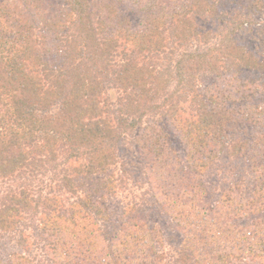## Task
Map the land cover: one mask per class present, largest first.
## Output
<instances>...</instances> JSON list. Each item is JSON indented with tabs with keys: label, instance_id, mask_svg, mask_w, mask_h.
<instances>
[{
	"label": "trees",
	"instance_id": "trees-1",
	"mask_svg": "<svg viewBox=\"0 0 264 264\" xmlns=\"http://www.w3.org/2000/svg\"><path fill=\"white\" fill-rule=\"evenodd\" d=\"M263 98L264 0H0V264H264Z\"/></svg>",
	"mask_w": 264,
	"mask_h": 264
},
{
	"label": "rangeland",
	"instance_id": "rangeland-1",
	"mask_svg": "<svg viewBox=\"0 0 264 264\" xmlns=\"http://www.w3.org/2000/svg\"><path fill=\"white\" fill-rule=\"evenodd\" d=\"M262 103H264V98L262 99ZM179 149V148H178ZM180 150V149H179ZM221 162H217V165H216V168L212 171V174L210 175L209 178H207V181L212 185V186H216L217 188H221V182L224 178H230L232 177V175L229 176L228 173H225L224 175L222 174V171L225 170V168L222 169V165L223 163H225L224 160H220ZM233 166V165H232ZM219 169L221 171H219ZM224 172V171H223ZM239 174V172H238ZM234 175V174H233ZM240 175V174H239ZM248 175V174H247ZM243 176V175H242ZM249 176V175H248ZM223 178V179H222ZM245 180H248L249 177H243ZM149 219H151L153 222H155V224H158L159 226H161V228L163 229L164 227V221L166 220L164 218V216H162L161 214H159L158 212H151L150 215L148 216ZM163 226V227H162ZM171 233L173 234V237L172 239L174 238L175 243H178L181 238H182V235H181V230L179 229H175L172 228L170 229ZM169 230L167 231V234H168ZM166 235V233H165ZM164 235V236H165Z\"/></svg>",
	"mask_w": 264,
	"mask_h": 264
}]
</instances>
